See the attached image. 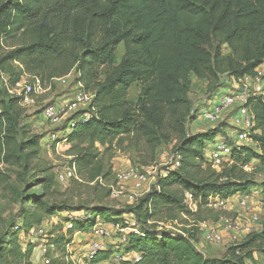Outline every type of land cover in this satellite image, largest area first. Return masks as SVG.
<instances>
[{
    "label": "trees",
    "instance_id": "trees-1",
    "mask_svg": "<svg viewBox=\"0 0 264 264\" xmlns=\"http://www.w3.org/2000/svg\"><path fill=\"white\" fill-rule=\"evenodd\" d=\"M18 34L24 41L0 55V75L5 78L0 90V164L23 165L26 171L37 168L34 174L41 177L34 185L41 193L30 196L31 209L21 211L15 230L28 235L43 228L46 218L68 209L48 205L53 174L39 165L42 140L29 134L19 98L7 89H13L23 75L43 82L73 70L77 75L73 83L93 94L89 119L75 112L63 127L71 128L65 141L76 151L72 161L76 175L83 174L89 182L109 177L111 168L103 159L130 141L138 152L139 144L152 152L173 141V155L179 161L177 168L157 178L156 188L114 216L98 207H77L63 214V224H72L69 235L91 232L100 218L118 225L130 217L142 233H128L125 245H115L114 251L105 247L86 264H103L121 252L125 259L118 264H246L253 253L264 254V219L259 232L229 247L221 259L204 257L195 247L191 230L156 232L153 226L161 207L174 211L170 221L177 222L183 215L198 217L208 209L209 198L251 193L257 184L242 167L253 162H257L255 174L262 178L259 187L264 199V95L248 104L254 147L233 148L232 163L219 171L206 161L204 152L222 124L202 134L186 132L194 113L188 99L190 77L206 81L207 88L215 91L223 77L252 76L264 62V0H0V44ZM120 45L123 55L116 64ZM134 83L141 84V89L131 106L127 97ZM3 178L0 173V185ZM184 193L192 196L196 213L183 204ZM54 235L49 232L54 250L48 251V258L50 264H59L51 254L65 252L66 261L71 240ZM17 238L11 236L0 258L6 252L15 264H28L31 247L21 250ZM133 253L141 256L140 261L127 258Z\"/></svg>",
    "mask_w": 264,
    "mask_h": 264
},
{
    "label": "rangeland",
    "instance_id": "rangeland-1",
    "mask_svg": "<svg viewBox=\"0 0 264 264\" xmlns=\"http://www.w3.org/2000/svg\"><path fill=\"white\" fill-rule=\"evenodd\" d=\"M23 41L24 36L19 34L14 39H3L0 44V55L11 50L13 46H17ZM223 52L226 53V49H224ZM122 55L123 47L120 45L115 53L116 64L120 61ZM260 69H262V67ZM70 73H72V78L69 79L68 85H59L56 82L53 83L52 79H45L43 82L40 80L41 83L39 88H36L35 93L31 95L32 104L22 107L25 117L23 124L27 126L29 134L41 138L42 141L38 154L39 165L41 169L49 168V172L53 174V191L51 196L47 199L48 205L54 208L65 206L69 211L77 207H84L87 209L98 207L105 209L107 216H114V212H119L123 210L125 206L131 204L125 198L126 195L135 194L137 197L141 198L152 189L156 188L157 178L164 175L165 170L173 168L171 165V158L173 155L172 147L174 142L162 144L152 152L142 144H139L141 151L138 152L133 149V143L131 144L132 141H130L129 146L124 145V147H120V149L109 153L106 158L103 159L104 162H108L111 168L109 177L104 179L99 178L97 182L96 180L94 182H89L82 177L83 174H77L76 179H71L63 183L58 182V180H56L57 174L73 165L72 161L76 157V151L73 149L74 145L65 141L67 130L63 128L68 120L74 118L75 114L69 112L63 114L61 111L68 103L75 89V84L73 82L77 75L73 70ZM28 76L30 77L32 75L28 74ZM189 81L190 90L188 99L192 103L194 113L192 114L193 119L186 125V132L188 135H197L212 131L214 128L197 119V116L203 110L209 108L211 95L214 91L207 88L206 81L199 80L194 76L190 77ZM2 83L3 81L0 76V90ZM224 88H231L230 80L226 77H223L213 90ZM140 89L141 84L139 83H134L129 89L127 100L131 106L135 104ZM218 97H220V95H218ZM49 106L55 107L56 111L59 112L60 121L55 125L45 120L42 115L44 108ZM80 111L81 113L87 112L88 107H82ZM231 117L230 112L223 115L222 122L220 123L222 124L220 135L229 137L234 136L235 130L231 127ZM217 126H219V124ZM52 134H55L57 137L56 140L50 137ZM245 146L249 148L254 147L252 143H247ZM100 150L102 149L100 148ZM256 164L257 162H253L250 165V170L247 174L249 179L257 184V187L251 191L250 197L252 200V207L261 220L264 219V199L260 193L261 188L259 187L262 178L259 174H255L254 171ZM130 168H134L146 176L147 181L141 187L135 188L130 182L124 184L117 183L115 174ZM36 169L34 171H26L23 165L7 166L0 164V173L4 177L0 185V250L3 246L6 249L9 248V240L11 236L15 234L18 237L17 241L21 250L28 245L31 247L32 255L27 261L28 264H43L41 248L45 243L44 236L39 237L35 233L24 235L22 230H15V226H20L21 211L25 208L31 209L32 203L29 201L30 196L41 193L40 187L34 185L35 180L41 177L40 173L34 174V172L37 171ZM111 187L120 190L122 196L111 198ZM67 211H65L66 214ZM64 213L57 212L55 215L46 218L43 223L42 229L47 234L46 237L49 238V232L53 231L56 238L61 237L65 238V240H71L70 245L66 247V254H68V256H66V261L63 259L64 257H62V254L65 256V252L62 254H57L55 252L51 254V258L56 260L59 264H64L66 262L70 264H86L83 254L87 249L91 237L80 234L74 236L76 231H72L69 235L63 224L62 216H64ZM199 213L198 217L202 221H199L198 217L191 218L183 215L179 216L177 222H171L170 217L175 215V212L169 211L168 208L161 207L160 210H157L155 213V224H151L155 227L154 229L156 232H174V230L182 229L193 231L196 239V249L202 253L204 257L210 259H221L229 247L235 246L241 242L242 239L240 238L239 240H232L230 233L219 228L221 224L218 222L221 218H226L233 222L237 219L238 214L234 212V209L232 211H215L213 209L204 208ZM240 215V220L245 222L248 218V214L246 212H240ZM99 220H101V218ZM101 221L105 229L110 231V237L99 241L107 250L114 251V246L118 244L116 242L117 234L114 233V230L111 228L112 224H107L104 220ZM211 231L221 234L222 241L219 244H211L205 241L206 232ZM78 236L81 238H78ZM113 255L116 257L115 253H113ZM114 257H111L109 260L106 259L103 264H118L114 260ZM6 262L7 264H15L11 256L5 252L4 256L0 258V264H5ZM246 264H264V254L253 253L252 259L246 261Z\"/></svg>",
    "mask_w": 264,
    "mask_h": 264
},
{
    "label": "built area",
    "instance_id": "built-area-1",
    "mask_svg": "<svg viewBox=\"0 0 264 264\" xmlns=\"http://www.w3.org/2000/svg\"><path fill=\"white\" fill-rule=\"evenodd\" d=\"M262 67V69H260ZM2 80L5 81V78L0 75ZM72 78V73L67 74L66 76L52 79L53 83L59 85H68L69 79ZM230 80L231 88L230 89H219L215 90L212 93L211 102L209 108L203 110L198 116L197 119L204 122L207 125H210L212 128H215L218 124L222 122V117L225 113H229L231 117V127L235 130L233 137L222 136L220 133L215 137L214 142L208 144L205 152L204 158L211 165V167L219 171L225 165H230L231 152L235 148L239 150L242 146H245L247 143H252L250 138V129L253 126V116L250 113L248 104L250 99L264 95V62L255 69V74L252 76H243L241 78H228ZM40 78L37 76H28L23 75L20 78V81L15 85L13 89H7V92L14 97L19 98V105L21 107L32 104L31 95L35 93L36 88L40 86ZM220 95V97H218ZM93 100V94L83 90L80 84H75V89L72 92L71 98H69L68 103L64 106V109L61 110L63 114L79 112L82 107L90 106ZM234 108V109H233ZM235 114V115H234ZM43 118L52 124H57L60 121L59 112L56 111L55 107L49 106L43 110ZM90 114L84 112L82 114V119H89ZM73 127V125L71 126ZM71 128L68 127L67 131ZM56 140L55 134L50 136ZM230 140V141H229ZM172 169H175L179 165L178 157L172 155L171 158ZM170 169V168H169ZM242 169L245 172L250 170V165H244ZM76 166L73 164L69 168L65 169L63 172L58 173L56 180L58 182H66L71 179H76ZM115 179L118 184H124L130 182L135 188L141 187L147 181L146 176L137 171L134 168H130L126 171L119 172L115 174ZM101 181V180H99ZM250 193L243 195H235L227 199H221L219 197L209 198L207 207L215 211H232L238 214L237 219L233 222L227 220L226 218H221L218 222L221 224L219 228L221 230L231 234L232 240H239L245 238L248 234L257 233L262 228V220L258 217L255 210L252 207V200ZM122 196V192L116 188H110V197L118 198ZM125 198L131 203H135L139 197L135 194L126 195ZM183 204L191 212H196V203L193 202L192 196L189 193H184L183 195ZM240 212H246L248 218L245 222L240 220ZM70 220L77 219L69 216ZM79 219L83 220V216ZM114 233L117 234L119 238L116 239V242L121 246L127 243L128 233H132L136 236H141V232L138 228V225L133 218H125L122 224L111 225ZM18 227L15 226V229ZM64 228L72 230V224L67 222L64 224ZM30 233H35L39 237L45 239L44 246L41 248V255L43 258V264H50L48 258V251L54 250V245L49 243V239L44 230L40 227L32 230ZM87 235L91 239L88 243L87 249L85 250L83 257L85 262H89L94 259L97 253L105 250V246L100 243V239L109 238L110 231L105 229L103 223L98 220L97 224L93 230L87 234H82L76 232V235ZM205 241L211 244H219L222 241V236L218 232H206ZM121 256V257H120ZM127 258L138 262L141 259V256L138 254L127 255ZM125 259L124 254L121 252L114 257V260L119 263L120 260Z\"/></svg>",
    "mask_w": 264,
    "mask_h": 264
},
{
    "label": "crops",
    "instance_id": "crops-1",
    "mask_svg": "<svg viewBox=\"0 0 264 264\" xmlns=\"http://www.w3.org/2000/svg\"><path fill=\"white\" fill-rule=\"evenodd\" d=\"M78 238H81L80 236H78ZM83 239V238H82ZM101 240V239H100Z\"/></svg>",
    "mask_w": 264,
    "mask_h": 264
}]
</instances>
